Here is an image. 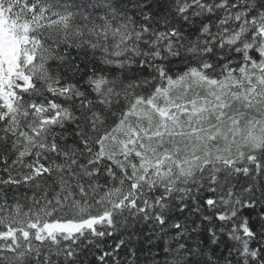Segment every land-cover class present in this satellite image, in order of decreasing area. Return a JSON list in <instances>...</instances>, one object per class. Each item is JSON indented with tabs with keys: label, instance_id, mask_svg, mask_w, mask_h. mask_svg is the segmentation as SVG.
I'll return each instance as SVG.
<instances>
[{
	"label": "snow or ice",
	"instance_id": "6c2138e0",
	"mask_svg": "<svg viewBox=\"0 0 264 264\" xmlns=\"http://www.w3.org/2000/svg\"><path fill=\"white\" fill-rule=\"evenodd\" d=\"M0 264H264V0H0Z\"/></svg>",
	"mask_w": 264,
	"mask_h": 264
}]
</instances>
